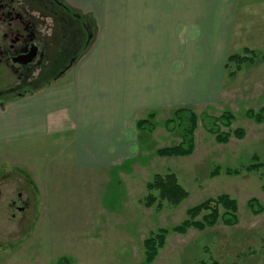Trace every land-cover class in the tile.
<instances>
[{
	"label": "rangeland",
	"instance_id": "1",
	"mask_svg": "<svg viewBox=\"0 0 264 264\" xmlns=\"http://www.w3.org/2000/svg\"><path fill=\"white\" fill-rule=\"evenodd\" d=\"M14 5L17 13L25 14V21L33 20L43 53L29 69L0 55V104L41 91L62 77L84 52L86 37H80L83 19L93 22L94 31L85 32L88 40L99 29L95 14L69 5L71 13L51 0H14ZM107 10L111 13L112 7H104L103 12ZM43 13L51 15L44 27L39 23ZM7 28L6 21L0 19V52L20 45V41L6 38ZM253 48L250 50L257 55L253 64L245 63L236 71L234 63L227 67L226 62L220 101L210 107L181 106L153 114L154 133L140 132L136 137L139 146L134 145L125 165L93 181H81L75 174L73 182L63 185V195L42 198L23 173L4 172L0 176V264H59L63 259L68 264H145L144 241L161 229L168 231L166 243L151 264H264V168L240 176L222 173L210 177L216 166L223 171L241 169L251 165L254 156L264 165V121L249 117V113L264 110V43ZM244 51L239 49L233 55ZM181 109L192 111L199 119L195 152L184 158H161L159 149L181 142L175 119V112ZM224 114L233 117L230 127H222L231 136L227 144H219L206 131L203 118ZM168 120H174L169 126L172 131L166 126ZM237 130L244 131L243 139L234 136ZM169 173L178 177L189 197L177 207L163 202L161 209L157 204L147 208V184L155 175ZM221 195L238 203L237 226L225 227L219 221L204 231L173 232L187 219L188 209ZM252 199L263 208L257 216L248 208Z\"/></svg>",
	"mask_w": 264,
	"mask_h": 264
},
{
	"label": "crops",
	"instance_id": "2",
	"mask_svg": "<svg viewBox=\"0 0 264 264\" xmlns=\"http://www.w3.org/2000/svg\"><path fill=\"white\" fill-rule=\"evenodd\" d=\"M64 1L95 14L88 49L45 89L0 104V176L23 173L42 198L125 165L146 115L220 101L228 57L264 43V0Z\"/></svg>",
	"mask_w": 264,
	"mask_h": 264
},
{
	"label": "trees",
	"instance_id": "3",
	"mask_svg": "<svg viewBox=\"0 0 264 264\" xmlns=\"http://www.w3.org/2000/svg\"><path fill=\"white\" fill-rule=\"evenodd\" d=\"M51 2L58 8L66 10L67 13H71V11L73 12V9L65 4L62 0H51ZM79 14V16L82 15L80 12ZM82 22V32L80 37L83 38V40L86 37V46H84L85 52L88 49L91 41L90 38L88 40L87 33L85 32L91 33L94 31V28L93 24L90 25L92 22L91 19H88L87 21L86 19H83ZM83 33L85 35H83ZM256 57L257 55L254 51L245 49L243 55L230 56L227 61V67L234 63L236 65V71H238L245 63L253 64ZM70 69L71 66L68 67L66 71ZM230 76H234V73H232ZM249 117L254 118L257 122H262L264 121V110L261 113L255 115L249 113ZM153 118L154 115L151 114L149 115L148 119L139 120L137 122V128L140 131L153 132L154 126L151 124ZM232 118L233 117L230 114H224L220 116V118H210L205 116L203 118V125L208 133L215 136L217 143L227 144L231 134L228 132H223L222 127H230ZM175 119L179 121L178 130L181 142L179 145L174 147L159 149L157 151V155L161 158H184L191 156L195 152V131L198 126V117L188 109H181L175 112ZM173 123L174 120H168L166 122V126L169 127ZM172 130L174 129L170 127L168 128V131ZM234 136L237 139H243L244 131L237 130L235 131ZM263 168L264 165L259 163L258 157L254 156L253 163L241 169L228 168L223 171L222 168L216 166L211 172L210 177L216 178L222 173L231 177L240 176L244 172H258ZM146 189L148 192V195L145 199V205L147 208H151L157 204V209H161L163 202H166L173 207H177L189 197V193L179 183L178 177L173 173L155 175L152 181L147 184ZM248 208L254 216H257L263 212L260 202L256 199H252L248 202ZM219 221L223 226L229 228L235 227L239 224L238 203L228 195H221L215 199L205 200L197 206L188 209L187 219L179 226L175 227L173 232L175 234L185 235L191 229L204 231L207 228L215 227ZM167 234L168 231L161 229L156 234H152L144 241L146 254L145 264H151L154 262L158 255V251L165 246ZM59 264H68V261L63 259L59 262Z\"/></svg>",
	"mask_w": 264,
	"mask_h": 264
},
{
	"label": "flooded vegetation",
	"instance_id": "4",
	"mask_svg": "<svg viewBox=\"0 0 264 264\" xmlns=\"http://www.w3.org/2000/svg\"><path fill=\"white\" fill-rule=\"evenodd\" d=\"M16 10H17V7H15L14 5V0H0V19H3L4 21H6V24H8V28H7L8 36L6 35V38L11 37L15 41H20L19 47L17 48L13 46L11 47L10 45L9 49L6 48L7 50L5 51L6 53L2 49L0 52V55L2 58L6 56L7 60L10 59L9 62H11L12 64L16 66L29 69L31 66H34L36 65V63L39 62L43 52L41 48L39 47L37 40H36L37 39V35L35 34L36 28L31 22L33 20L25 21L24 19V17L26 18L25 14L21 15L17 13ZM21 11L23 10L21 9ZM50 18H51L50 14L43 13L40 16L41 21L39 23L44 27L46 26L47 21H49ZM42 31H44V29ZM32 47H37L38 49L37 57L35 58V60H33L32 63L27 64V65H19V64L13 63V59L15 57L28 54L31 51ZM12 51L16 53V56L14 57L12 55L10 56V54L13 53ZM64 72L66 71H63L61 76L64 75Z\"/></svg>",
	"mask_w": 264,
	"mask_h": 264
},
{
	"label": "water",
	"instance_id": "5",
	"mask_svg": "<svg viewBox=\"0 0 264 264\" xmlns=\"http://www.w3.org/2000/svg\"><path fill=\"white\" fill-rule=\"evenodd\" d=\"M37 47H32L31 51L28 54L20 55L18 57H15L13 59V63L19 64V65H27L33 62L35 58L37 57Z\"/></svg>",
	"mask_w": 264,
	"mask_h": 264
}]
</instances>
